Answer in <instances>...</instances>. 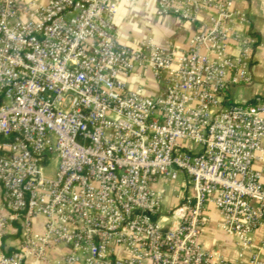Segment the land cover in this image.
Returning a JSON list of instances; mask_svg holds the SVG:
<instances>
[{"label": "built area", "instance_id": "1", "mask_svg": "<svg viewBox=\"0 0 264 264\" xmlns=\"http://www.w3.org/2000/svg\"><path fill=\"white\" fill-rule=\"evenodd\" d=\"M120 2L0 0V264L49 261L59 245L56 264H264V100L232 98L254 82L249 14L233 0H126L196 25L185 47L126 45ZM180 174L188 190L164 207L152 184ZM209 203L235 260L199 241Z\"/></svg>", "mask_w": 264, "mask_h": 264}, {"label": "crops", "instance_id": "2", "mask_svg": "<svg viewBox=\"0 0 264 264\" xmlns=\"http://www.w3.org/2000/svg\"><path fill=\"white\" fill-rule=\"evenodd\" d=\"M234 8L249 14L251 18V30L260 41L255 49L251 71L254 82L250 86H237L232 90V98L237 94L241 101L250 100L255 96H264V0H233ZM202 18L206 14L202 13ZM115 24L118 32L119 42L126 45H133L140 39L151 37L158 43H171L178 47H185L190 37L196 31V25L189 21L179 19L174 15L157 16L155 6L150 4L145 6L142 2L130 4L126 0H121L119 9L115 17ZM246 29V26H241ZM131 86L142 87L144 92L155 95L161 91V82L143 75L142 73H133L129 78ZM238 88H243L244 92H237ZM234 100V98H233ZM236 101V100H235ZM264 145V140H263ZM264 165V160L255 166ZM152 187L157 190L164 188L163 206L172 207L180 202L183 194L188 190V183L184 175L180 174L172 183L166 184L162 180L156 181ZM219 214L212 203H209L204 211L205 224L202 228L199 241L204 247L212 253L215 258H224L228 260L236 259V247L234 241L218 227ZM42 217L35 220V228L42 229ZM264 232V220L257 230L256 236L259 238ZM18 234L15 231L10 232L3 238V246L11 249L17 244ZM66 246L59 245L50 251L49 261L33 262L28 261L25 264H56L55 261L61 259ZM123 255V251L118 249ZM249 257L245 253L244 262ZM145 264H148L147 262Z\"/></svg>", "mask_w": 264, "mask_h": 264}, {"label": "rangeland", "instance_id": "3", "mask_svg": "<svg viewBox=\"0 0 264 264\" xmlns=\"http://www.w3.org/2000/svg\"><path fill=\"white\" fill-rule=\"evenodd\" d=\"M244 92V89L243 88H238L237 92ZM234 100L236 101H241L242 98H238L237 94L234 95Z\"/></svg>", "mask_w": 264, "mask_h": 264}, {"label": "trees", "instance_id": "4", "mask_svg": "<svg viewBox=\"0 0 264 264\" xmlns=\"http://www.w3.org/2000/svg\"><path fill=\"white\" fill-rule=\"evenodd\" d=\"M262 100H264V96H262ZM254 101V98L248 100V102H253Z\"/></svg>", "mask_w": 264, "mask_h": 264}]
</instances>
